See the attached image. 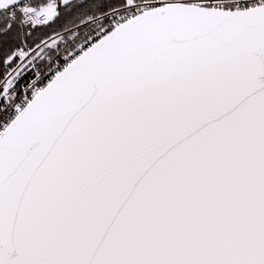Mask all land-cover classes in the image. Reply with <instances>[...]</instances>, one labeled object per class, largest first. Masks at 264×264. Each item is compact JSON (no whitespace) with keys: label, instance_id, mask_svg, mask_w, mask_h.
Returning a JSON list of instances; mask_svg holds the SVG:
<instances>
[{"label":"snow or ice","instance_id":"snow-or-ice-1","mask_svg":"<svg viewBox=\"0 0 264 264\" xmlns=\"http://www.w3.org/2000/svg\"><path fill=\"white\" fill-rule=\"evenodd\" d=\"M0 264H264V0H0Z\"/></svg>","mask_w":264,"mask_h":264}]
</instances>
